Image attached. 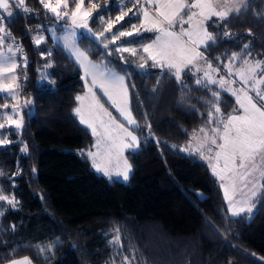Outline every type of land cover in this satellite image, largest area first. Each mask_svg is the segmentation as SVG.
I'll use <instances>...</instances> for the list:
<instances>
[{"label": "trees", "instance_id": "1", "mask_svg": "<svg viewBox=\"0 0 264 264\" xmlns=\"http://www.w3.org/2000/svg\"><path fill=\"white\" fill-rule=\"evenodd\" d=\"M36 1L26 0L31 12L23 14L12 6L13 16L4 20L26 63L16 69L22 127L0 129L6 140L0 146V195L15 205L0 201V264L20 258L30 264H120L125 253L115 246V234L128 252L135 249V259L143 255L148 264H264V179L253 213L227 217L206 165L177 150L195 132L215 127L208 125L209 111L220 117L231 112L232 98L219 92L217 101L215 88L197 85L187 72L181 84L153 68L141 51L153 33L119 37L139 28L136 14L117 19L126 0H84L96 5L88 25L97 39L80 36L77 44L90 61L124 76L137 125L138 147L125 156L129 178L105 179L90 168L85 153L91 136L74 114L83 90L78 68L48 30L41 44L33 42V31L49 18ZM207 30L216 39L201 51L212 65L222 66L234 53L236 65L264 62V0H246ZM114 36L119 38L113 42ZM122 46L137 54L116 51ZM259 90L264 93V84ZM11 103L0 93V124ZM217 103L219 114L212 107Z\"/></svg>", "mask_w": 264, "mask_h": 264}, {"label": "snow or ice", "instance_id": "2", "mask_svg": "<svg viewBox=\"0 0 264 264\" xmlns=\"http://www.w3.org/2000/svg\"><path fill=\"white\" fill-rule=\"evenodd\" d=\"M149 3H154L155 0H148ZM40 3L46 9H49L57 19L69 18L68 11H58L63 7L67 8L68 0H57L56 6L53 7L45 0H40ZM84 0H76L75 9L71 11L70 18L72 24H77V17L82 23L80 27L87 28V19L91 15V9L82 11ZM15 5L24 12H30L31 9L26 7V0H0V44L3 43L5 36H10L11 33L6 30L4 20L11 18L13 12L10 10ZM96 5H92L95 8ZM233 10L239 11V6L229 4L227 0L223 4L209 2V0H164V2L156 8L155 16H152L147 9L143 11V19L139 28L133 26V29L139 34L140 28L144 31L157 32L159 35L151 43L143 46L142 51L147 54V60L151 61L153 68H166L172 72L176 81L183 84L182 75L191 73L193 78L197 77V73H203V78H196V84H203L205 87L209 85H218L219 89L226 92H231L236 97V103L239 105L237 114H229L226 117L214 116L213 111L208 112V125L215 124V127H210V134L200 129L203 134L202 138H196L194 150L198 152L204 159L210 162L214 175L218 176L222 182L221 187L225 190V198L229 200L230 208L233 216H237L245 211V208H232V201L228 197V189L237 188V180L240 181V186L256 187L257 179H264V104L254 102L253 97L248 94V86L254 91L261 101H264V93L257 87V84H264V78L256 79V69L260 67L261 61H257L253 65L249 61H244V67L240 70L233 71L231 63L224 65L229 76L236 75L244 87L239 90L231 87L235 84V80H226L223 75L216 79L212 73L218 72V69L212 67V63L207 61L202 51L198 49L201 46L206 51L209 42H214L216 37L210 34L205 27L207 21L213 17L220 21H225L229 13ZM124 15L117 17L118 20H123ZM184 25H188L185 28ZM112 27L109 24L108 28ZM179 27V31L175 29ZM227 35V33H224ZM133 32H119V37L132 36ZM119 37L114 36L113 42ZM44 36L34 37L36 45L44 41ZM108 47L107 44L104 45ZM246 50L248 45H244ZM11 51V49H9ZM116 51L128 52L136 55V49L117 48ZM110 54V53H109ZM50 55V52H49ZM76 55L81 58V66L85 70V88L87 94H90L92 99L84 106H78L74 111L79 115L80 122L87 125L92 130V134L97 137L94 147L97 152H89L88 155L93 158L94 166L98 171H103L105 175H109V168L112 166V157L115 154L117 167L119 159L122 156L123 149L132 148L137 145V137L133 135V131L125 127L124 123L116 121L112 114L100 103L93 89H98L107 97L116 111L123 117L128 125H135L136 121L132 117L128 108V91L125 87V78L114 73H105L100 69L99 65L92 64L87 61V56L84 53L77 52ZM141 59H144L141 57ZM220 58H217L219 60ZM238 59V54L232 55V60ZM203 61L204 65L200 62ZM26 63V61H25ZM147 63V61H145ZM206 65V67H205ZM144 65L142 64L141 67ZM16 67L12 63L9 67H0V74L4 72H13ZM51 67V64H48ZM91 77L90 82L88 77ZM15 79V76L12 77ZM11 86H0V90L6 91ZM212 97L219 101V91H211ZM241 96L243 99H241ZM87 97L78 95L77 101H84ZM27 103V102H26ZM8 107L7 105L4 106ZM216 114L220 113V107L212 106ZM13 112L16 109L13 108ZM104 116L108 119L105 120ZM8 120L15 125L17 129L22 127L21 120ZM4 127L0 124V129ZM150 130V126H149ZM125 141H128L125 143ZM193 146L186 147L191 150ZM22 152L27 151V146L21 149ZM99 157L101 164H96L95 160ZM103 165V167L101 166ZM131 165L124 161L123 172H117L116 175L123 176L124 180L129 178ZM258 173V176L256 175ZM255 191L252 195L255 196ZM0 201H8L14 205V200H10L5 195H0ZM247 211L251 212V208ZM12 264H27V261H13Z\"/></svg>", "mask_w": 264, "mask_h": 264}, {"label": "rangeland", "instance_id": "3", "mask_svg": "<svg viewBox=\"0 0 264 264\" xmlns=\"http://www.w3.org/2000/svg\"><path fill=\"white\" fill-rule=\"evenodd\" d=\"M212 1L213 0H209V2L213 3ZM245 1L246 0H227V2L229 4L238 5L239 9L244 5ZM75 2H76V0L73 2L71 8L68 10L69 18H66V22L62 23L59 26L60 29L58 31L55 30V28L53 26H50L48 28V34L50 35V38H51L52 42L54 44L60 46L63 49V51L68 55V57L73 61V63L76 65V67L79 70L80 79H81L82 87H83V90H82V92L79 95L80 96H86L87 98L84 101H77L76 100L75 108H77L78 106L82 107V106L86 105L92 99L91 95L87 94V90L85 88V80L82 79V77L85 76V70L81 66V58L78 57L76 55V53L77 52H81V53L85 54V51L81 47H79V45L77 44V39L80 36H86V37H89V38H91L93 40H96L97 36L91 31V29H90V27L88 25L89 18L87 19V21H85L87 23V28L80 27V24L82 23V21H80L79 17H77V24H75V25L72 24V21H71V18H70V14H71V11H73L75 9ZM126 2H127L126 10L124 12H122L120 14V16L122 14H125V13H127V14H136L139 17V27H140L141 20L143 19V11L145 9H147L152 16H155L156 8L159 5H161L164 2V0H155L154 3H149L148 0H126ZM224 2H225V0H220L219 2H214L213 4L214 5L223 4ZM62 7H63V5L61 6V8ZM67 7H68V5H67ZM89 9H91V11L93 9V8H91V3L88 4V5H84L83 4L82 11H87ZM233 12H236V10H233L230 13H233ZM212 20H219V19L216 18V17H213L211 20L207 21L206 24H205L206 28H207V24L211 23ZM184 27L188 28V25H184ZM175 30L179 31V27H177ZM133 33H136L135 30H134ZM139 33H153L154 34L153 39L150 42L146 43L145 45L151 44L156 39V36L159 35V33H157V32L144 31L143 28H140ZM33 42L35 43L34 38H33ZM145 45H143V46H145ZM143 46L141 48V51L143 49ZM120 48L133 49L132 46H122ZM202 48H203V46H201V48H199L198 50L201 51ZM127 53H131V51H128ZM142 53L147 56V54L144 53L143 51H142ZM88 61H90V60L87 57V61H85V63H87ZM257 61H259V60H257ZM257 61L252 62V64L255 65V63ZM90 62L92 64L99 65V64L94 63L92 61H90ZM12 63L16 64V67H15L13 72H4V73L0 74V86H8V85L11 86L6 91L0 90V93H3L5 95H7L11 99V102H12L11 105H10L9 112L3 114V116H1V117H2V119H4L3 120V122H4L3 125L4 126L12 127V128H14L15 130L18 131L19 129H17L15 127V125L12 124L8 120V117H11L12 120H20L19 119V110L22 107V100L18 96V78H17V74H16V69L19 66V64L16 61L15 54L12 53L11 51L5 50L4 52L0 53V67H9ZM200 63L202 65H204L203 61H201ZM229 63H231L233 65V71L234 72L237 71V70H240V69H242L244 67V63H242L241 65H236L237 60L233 61L232 57H231L227 62H225L220 67L212 65L213 68L218 69V72H214V73H212V75L216 79H219V77L221 75H223L226 80L230 79V80L237 81L235 84H232L231 87L234 88V89L239 90L240 88L244 87V85L239 81V77H237L236 75L229 76L227 74V70L223 67L224 65H227ZM99 67L106 74L111 72V73H114V74H116L118 76H123V75L117 73L116 71H114L112 69L104 68L101 65H99ZM205 67H206V65H205ZM261 68H262V65H260V67L256 69V79L257 80H259L261 78H264V70H262ZM161 69H163L165 71H168L169 73L172 74V72L169 71L166 68H161ZM188 74L191 76V73H188ZM13 76H15V79H12ZM196 78H201L202 79L203 78V73L202 72L201 73H197V77L194 78L195 83H196ZM90 79H91V77L89 76L88 77L89 82H90ZM201 85L204 86L203 84H201ZM261 85L262 84H257L256 87L259 89L261 87ZM125 87H126V84H125ZM208 87H213V88L216 89V91L223 92V93L229 95L232 98V100H233L234 104H233L232 111L227 113V114H225V115H223L222 117H226L229 114H237V111L239 110V105L236 103V97L233 96L231 94V92H226V91H224L222 89H219L218 85H209ZM250 88H251V85L248 86V89H249L248 90V94L253 97L254 102H256L258 104V106L260 104H264V101H261L260 98L256 95V93L254 91H251ZM93 91L96 93V97H97V99H99L100 103L103 104L104 107L108 110V112H110L112 114V117H114L117 122L124 123L125 127H128L129 130L133 131V135H135L137 137V145L132 147V148L123 149L122 156L119 159V166L118 167L116 166L117 165V160L115 158V154H113L112 166L109 168V175H105L103 171H98L97 170V168L94 166L93 158L88 155V153L90 151L93 152V153L97 152V148L94 147V145L96 144L97 137L92 134V130L89 127H87V125H84V124H82L80 122L79 115L74 111V114H75L77 122L79 123V125H81L82 127H84L87 130V132L90 134L91 140H92L90 149L88 151H86L85 156H86V158H87V160L89 162L91 170L95 174H97V175H99V176H101V177H103L105 179H108V180L126 182L127 180H124L122 175L117 176L116 173L117 172H121V173L123 172L124 161L126 160V157H125L126 154L130 153V152H134L137 149V147H138V136L136 134L137 125L136 124L135 125H128L127 122L123 119L122 116H120V114L112 106L111 102L108 101L107 97L104 96L102 92H100L98 89H93ZM241 99H243L242 96H241ZM13 108L16 109V112H13ZM128 108H129V106H128ZM104 119L107 120L108 117L104 116ZM204 131L208 132L210 134V129L209 130L204 129ZM194 134H195L196 138H202V136H203V134L200 132V130L198 132H195ZM194 134L190 137V139L188 140V142L185 145L179 146L177 148V150L180 153H182V154H184L186 156L187 155L196 156L199 159V161L203 162L206 165V167L208 168L210 174L216 180V183H217L218 188L220 190L221 197H222V203H223V207H224V211H225L226 216L227 217H235V216L232 215L231 211H229V208H230L229 200L225 198V190H224V188L221 187V183L222 182L219 180L218 176L214 175L213 169H212V167L210 165V162L207 159H204L198 152H196L194 150V145H195V142H196V140L194 139ZM127 142L128 141H125V143H127ZM4 144H6V140L3 139V138H0V146H2ZM190 145L193 146L192 149L186 151L185 150L186 147H188ZM95 163L96 164H101V160H100L99 157L96 158ZM101 166L103 167V165H101ZM129 175H130V172H129ZM256 175L258 176V173ZM260 180L261 179H257L256 187L254 189L251 187V185H249L248 187L240 186V181L239 180H237V182H236L237 183V188L235 190H233L231 187L228 189V197L232 201V205L231 206H232L233 209H239L240 207L245 208V211L243 213H240V214H245L247 217H249L253 213L254 207H253L252 201H253V199L255 198V196L257 195V193L260 190ZM253 191H255V193H256L255 196L252 195ZM5 202H8V201H5ZM248 208H251V212L247 211ZM112 240H113L114 244H116L115 246H117V247L121 246V248L123 250V253H125L123 255V257L119 260L120 264H148L147 261L144 259L143 255L140 256V254H138L137 258L135 259L134 256L132 255L133 254L132 251H135V249H131L128 252V250H126L125 247H123V245L120 244V242H119L120 236L118 234H115ZM46 249H47V251L49 253L50 250H51V247L46 248ZM169 252L170 251H168L166 254H169ZM167 263H168V261H166V262L162 261V264H167ZM180 263H183V262L180 261Z\"/></svg>", "mask_w": 264, "mask_h": 264}, {"label": "built area", "instance_id": "4", "mask_svg": "<svg viewBox=\"0 0 264 264\" xmlns=\"http://www.w3.org/2000/svg\"><path fill=\"white\" fill-rule=\"evenodd\" d=\"M74 1L75 0H68V2H74ZM45 2L50 3L53 7H55L57 0H45ZM36 6L41 11L48 12L49 18H48V20H45L44 25L42 27H37L33 31V33H32L33 38L40 36V35H44L50 26H53L55 29L59 28V26L66 21V18L58 20L57 17L49 9H46L43 6V4L40 3V0L36 1ZM13 7L20 14L26 13L22 9L17 8L15 5H13ZM28 8H30V7H28ZM58 11H61V13H63V11H68V8L65 9L64 7H62L60 9H58ZM47 22H49L48 25H47ZM2 35H4V34L0 33V36H2ZM9 49H11V52L15 54L17 63L19 65H23L25 62V60H24L25 56H24V53L22 51V48H21L18 40H16L15 38H13L11 36H5L3 43L0 44V53L4 52L5 50H9Z\"/></svg>", "mask_w": 264, "mask_h": 264}, {"label": "crops", "instance_id": "5", "mask_svg": "<svg viewBox=\"0 0 264 264\" xmlns=\"http://www.w3.org/2000/svg\"><path fill=\"white\" fill-rule=\"evenodd\" d=\"M220 0H213L212 2L214 3V2H219ZM205 57V56H204ZM1 94H3V93H1ZM5 95V94H4ZM5 96H7V95H5ZM8 97V96H7ZM26 259H24V258H20V259H15V260H11V261H9V262H7V263H5V264H12V262L13 261H25ZM27 261V264H30V262H28V260H26Z\"/></svg>", "mask_w": 264, "mask_h": 264}, {"label": "water", "instance_id": "6", "mask_svg": "<svg viewBox=\"0 0 264 264\" xmlns=\"http://www.w3.org/2000/svg\"><path fill=\"white\" fill-rule=\"evenodd\" d=\"M9 18H6L5 21H7Z\"/></svg>", "mask_w": 264, "mask_h": 264}]
</instances>
